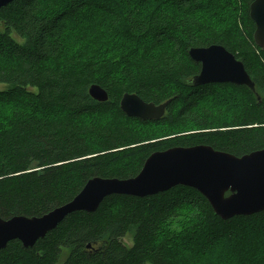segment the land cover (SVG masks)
Returning <instances> with one entry per match:
<instances>
[{
    "label": "trees",
    "instance_id": "16d2710c",
    "mask_svg": "<svg viewBox=\"0 0 264 264\" xmlns=\"http://www.w3.org/2000/svg\"><path fill=\"white\" fill-rule=\"evenodd\" d=\"M208 1L15 0L0 8V85L6 87L0 91L1 219L41 217L95 177L131 179L149 155L192 129L198 132L192 141L173 146L204 145L236 157L264 148V50L252 39L253 0H219V11L200 18ZM98 11L109 18L102 33L120 30L131 50L127 59L113 61L122 65L116 72L103 60L70 58L66 50V35L83 21L103 20L92 17ZM210 45L242 62L259 100L245 86L191 85L200 64L188 50ZM92 85L107 92L106 102L89 96ZM216 92L226 101L238 95L237 110L202 106ZM126 93L155 105L170 102L159 120L142 121L120 111ZM181 210L203 212L209 223L180 238L188 247L208 253L234 239L243 264H264V249L246 239L264 235V211L223 221L200 193L182 186L145 198L107 197L95 213L68 216L33 248L10 242L0 264H173L169 225Z\"/></svg>",
    "mask_w": 264,
    "mask_h": 264
},
{
    "label": "water",
    "instance_id": "95a60500",
    "mask_svg": "<svg viewBox=\"0 0 264 264\" xmlns=\"http://www.w3.org/2000/svg\"><path fill=\"white\" fill-rule=\"evenodd\" d=\"M15 0H0V8ZM249 17L254 24V45L264 50V0H253ZM188 56L200 64L191 79L193 87L211 84L245 86L259 100L254 83L242 62L220 45L190 48ZM97 102L108 100V94L97 85L88 89ZM170 101L155 105L136 94L122 96L119 108L127 117L142 121L159 120ZM177 186L191 188L202 195L214 214L226 221L238 216H251L264 211V148L236 157L209 146L172 147L147 157L140 172L131 179H89L68 203L41 217L15 216L0 218V251L12 241L30 249L54 231L68 216L95 213L100 204L114 195L145 198L165 193ZM91 245H87L89 249Z\"/></svg>",
    "mask_w": 264,
    "mask_h": 264
},
{
    "label": "rangeland",
    "instance_id": "374dc122",
    "mask_svg": "<svg viewBox=\"0 0 264 264\" xmlns=\"http://www.w3.org/2000/svg\"><path fill=\"white\" fill-rule=\"evenodd\" d=\"M230 3L233 8H236V6L232 2ZM237 7L238 9H240V11L243 10V5L240 2H237ZM219 8H221L219 0H209L208 3L203 4L202 8L200 9L199 17H205V14L209 11L211 12V14L215 11H219ZM102 13L103 12L98 11L92 17L98 19L101 17ZM102 17L103 20L100 18L98 21H95V19L89 20V18H87L85 21H83L82 27L78 31L66 35V50L70 58L78 56V59H84L83 57H91L96 61L97 59L103 60V62L105 63L103 64V66L108 69L111 68L116 72L121 68L122 65H113V61H115V59L117 58L127 59L128 52H131V50H128L126 39L120 33V30L117 29V31L113 32L112 34L102 33L104 27H106L109 22L108 17H105L104 15H102ZM6 55L7 56L4 59L5 62L8 61V58L10 59V53L6 52ZM5 89V86L0 85V91H3ZM216 94L217 92L215 93V95ZM214 96L207 97L201 103L202 106H222L226 107V110L228 112L237 110V101H239L238 95L234 96L235 100L233 101H226L227 97H222L221 95H216L217 97ZM224 103H226V105H224ZM192 131H188V133H186L188 134L187 136H185L186 134L184 135V133H182L180 136H176L175 138L170 139L168 145H170L172 148V146L176 142H181L182 140L192 141L194 138L192 137L191 133L198 134V132ZM137 154V151L130 153L129 159L131 160L132 157ZM192 213L193 216L190 217ZM200 224H202V227L205 229H208L209 227V223L206 222V217L203 212H196L195 210H181L179 213V217L169 225L171 231L170 233L172 237H174V243L171 244L172 246L170 248L171 262L173 264H243L242 256H245L244 254H241L238 257L235 253L233 245L237 241H235L234 239H228L226 241L223 240L219 243H216L211 248V252L208 253H205V251H200V248L195 245H190L188 247V245L185 244V240L180 238H185L195 234L196 232L194 233V228L195 226ZM175 239L180 240L178 242H175ZM246 239L249 241H253V243L251 244L252 247H256L257 249H264V235L262 236L261 234H255V236L253 237V235L250 234L248 235V237H246ZM125 240L129 243V245H131L128 238ZM198 245H202V243ZM236 250H239V247H237ZM244 250L248 251V249L245 248ZM64 257H66V253L62 255V259Z\"/></svg>",
    "mask_w": 264,
    "mask_h": 264
}]
</instances>
